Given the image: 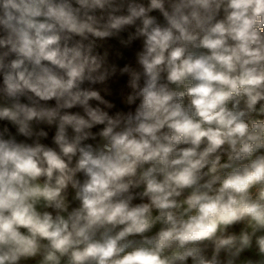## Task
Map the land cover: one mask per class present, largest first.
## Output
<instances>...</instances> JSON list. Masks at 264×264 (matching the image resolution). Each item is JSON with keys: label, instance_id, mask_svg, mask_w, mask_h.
<instances>
[{"label": "clouds", "instance_id": "obj_1", "mask_svg": "<svg viewBox=\"0 0 264 264\" xmlns=\"http://www.w3.org/2000/svg\"><path fill=\"white\" fill-rule=\"evenodd\" d=\"M0 264H264V0H0Z\"/></svg>", "mask_w": 264, "mask_h": 264}]
</instances>
